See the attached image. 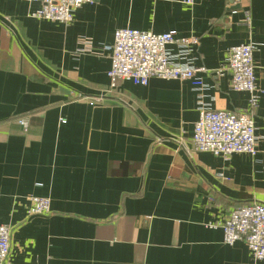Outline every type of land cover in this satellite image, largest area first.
<instances>
[{
	"label": "crops",
	"instance_id": "0c3cea01",
	"mask_svg": "<svg viewBox=\"0 0 264 264\" xmlns=\"http://www.w3.org/2000/svg\"><path fill=\"white\" fill-rule=\"evenodd\" d=\"M188 1L96 0L66 25L34 17L39 3L0 0L6 264H264L208 227L264 202V0ZM119 29L197 38L204 90L159 78L111 90ZM247 44L257 46L255 107L228 74L216 75L230 49ZM203 107L251 113L257 155L194 150ZM31 197L49 198L50 214L30 216Z\"/></svg>",
	"mask_w": 264,
	"mask_h": 264
},
{
	"label": "built area",
	"instance_id": "2783aa9c",
	"mask_svg": "<svg viewBox=\"0 0 264 264\" xmlns=\"http://www.w3.org/2000/svg\"><path fill=\"white\" fill-rule=\"evenodd\" d=\"M40 4L33 16L63 23L74 21L75 12L96 0H30ZM192 1H188L191 3ZM246 21L250 22L249 11ZM199 41L195 37L179 38L173 33L155 34L133 29H119L115 32L111 47V68L109 78L111 90H116L120 81L147 86L151 79L189 81L203 91L205 84L200 73L205 67H196L192 58ZM171 47L178 52L173 53ZM255 44L240 45L230 49L227 59L216 75L226 73L230 77L231 88L251 95V106L258 102L256 84ZM24 131L28 123L19 121ZM61 122H65L61 119ZM256 127L251 113L218 111L210 108L199 109V117L194 125L191 139L193 149L211 153L225 160L234 154L257 155ZM28 209L30 216H44L51 212L49 198L31 197ZM209 228H221L224 243L233 246L243 242L256 261H264V202H254L230 211L223 222L209 223ZM12 229L0 224V264H6L11 252Z\"/></svg>",
	"mask_w": 264,
	"mask_h": 264
},
{
	"label": "water",
	"instance_id": "95a60500",
	"mask_svg": "<svg viewBox=\"0 0 264 264\" xmlns=\"http://www.w3.org/2000/svg\"><path fill=\"white\" fill-rule=\"evenodd\" d=\"M235 2V0H231V3H234ZM234 8H239V7H234Z\"/></svg>",
	"mask_w": 264,
	"mask_h": 264
}]
</instances>
